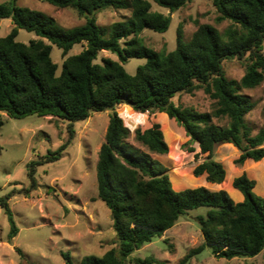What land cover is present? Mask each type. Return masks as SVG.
Instances as JSON below:
<instances>
[{
    "label": "trees",
    "instance_id": "trees-1",
    "mask_svg": "<svg viewBox=\"0 0 264 264\" xmlns=\"http://www.w3.org/2000/svg\"><path fill=\"white\" fill-rule=\"evenodd\" d=\"M16 1L0 3V21L9 19L13 25L0 38V112L14 119L53 117L71 127L91 113L111 111L98 152L96 183L97 197L110 212L117 248L102 257H84L79 264H125L135 250L162 237L180 216L198 208H206L205 215L195 218L203 243L180 264L205 247L218 259L250 258L262 252L264 257V197L255 194L254 180L244 174L233 180V188L242 197L238 202L224 190L204 186L176 191L167 169L153 157L168 153L160 125L136 129L133 134L138 146H134L129 142V129L115 111L117 105H127L139 113L158 111L174 120L189 144L198 148L194 158L201 162L193 176H203L207 184L218 186L225 181L224 167L213 159L219 144H232L239 150L235 164L264 162V127L251 135L245 117L253 103L244 93L264 87V0H206L215 8L218 22L230 23L228 28L221 33L202 24L186 41L179 24L176 46L165 53L148 47L140 37L145 29L164 33L171 22L168 14L152 11L148 0H38L75 11L84 23L71 29L42 12L17 6ZM151 1L173 13L193 0ZM105 9L129 10L128 24L99 27L96 14ZM18 30L34 33L36 38L18 42ZM81 43L85 47L80 53L67 56ZM52 46L62 51L60 68L51 58ZM102 51L114 54L117 60L102 58L95 63ZM130 58L145 59L132 75L122 65ZM226 60L243 64L240 80L225 76ZM198 90L211 101L210 112L173 102L178 95ZM223 120V125L215 122ZM188 150L194 152L192 147ZM55 155L27 164V192L36 185L35 167L56 159ZM7 199H0V207L11 240L18 229ZM60 257L64 264H74L68 252L61 251ZM131 261L162 264L152 256Z\"/></svg>",
    "mask_w": 264,
    "mask_h": 264
},
{
    "label": "rangeland",
    "instance_id": "rangeland-1",
    "mask_svg": "<svg viewBox=\"0 0 264 264\" xmlns=\"http://www.w3.org/2000/svg\"><path fill=\"white\" fill-rule=\"evenodd\" d=\"M5 1L9 0H0V3ZM148 1L152 11L168 14L171 18L164 33L145 29L140 34L144 43L159 53L175 48L179 24L183 26L186 41L199 25H212L221 33L230 25L228 21H217L215 8L206 0H193L173 13ZM16 4L54 18L64 29L84 23L71 9H58L38 0H17ZM129 17V10L105 9L96 14V23L106 28L115 22L128 24ZM12 26L9 19L1 20L0 38L6 36ZM35 38L34 33L18 30L16 41L28 43ZM84 47L85 43L74 45L67 56L80 53ZM61 53L60 49L52 46L50 55L59 68L63 61ZM102 58L117 60L114 54L102 51L94 62L101 63ZM144 63L145 59L130 58L122 65L132 75L137 66ZM223 70L228 79L240 80L244 75L243 64L237 60L224 61ZM244 93L253 103V109L245 120L251 128V135H256L264 127V87ZM173 102L199 112L212 109L211 101L202 90L192 95H178ZM115 111L129 129V142L134 146H138L133 134L136 129L160 125L168 153L153 157L167 169L174 190L204 186L212 191L224 190L238 202L242 197L232 183L244 174L255 181V194L264 197V162L235 164L239 150L232 144H219L215 147L213 159L224 167L225 181L218 186L207 184L203 176H193V169L201 162L194 158L198 148L189 144L183 129L174 120L162 112L139 113L127 105H117ZM110 113V110L91 113L85 121L75 122L69 127V122L53 117L30 115L14 119L0 112V199L8 197L6 202L18 229L17 235L9 240V225L0 207V264H64L61 251L68 252L73 263L79 264L84 257H102L110 249L117 248L110 212L97 197L96 183L98 152L104 142ZM215 122L223 125L226 120ZM189 147L194 148V152H189ZM52 153H57L56 159L35 167L36 185L27 192L30 185L27 164ZM205 213L206 208H198L180 216L162 237L135 250L125 264H134L132 259L149 256L162 264H180L191 250L203 243L195 218ZM184 264H264V257L262 252L250 258L218 259L205 247Z\"/></svg>",
    "mask_w": 264,
    "mask_h": 264
}]
</instances>
